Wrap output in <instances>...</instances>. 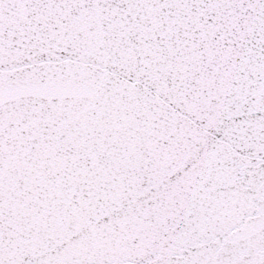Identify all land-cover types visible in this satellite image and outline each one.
Listing matches in <instances>:
<instances>
[{
	"label": "snow or ice",
	"instance_id": "obj_1",
	"mask_svg": "<svg viewBox=\"0 0 264 264\" xmlns=\"http://www.w3.org/2000/svg\"><path fill=\"white\" fill-rule=\"evenodd\" d=\"M0 264H264V0H0Z\"/></svg>",
	"mask_w": 264,
	"mask_h": 264
}]
</instances>
